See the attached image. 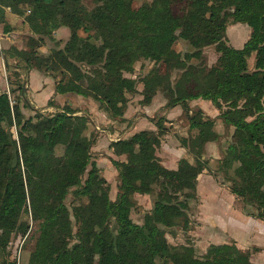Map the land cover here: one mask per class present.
<instances>
[{
  "label": "trees",
  "instance_id": "trees-1",
  "mask_svg": "<svg viewBox=\"0 0 264 264\" xmlns=\"http://www.w3.org/2000/svg\"><path fill=\"white\" fill-rule=\"evenodd\" d=\"M135 1L96 0L89 10L82 0H0V22L6 23L5 8L30 10L27 22L39 36L5 52L17 61L9 84L19 95L12 105L0 92V264H16L7 247L13 234L29 231L30 213L39 230L29 264H254L234 243L198 255L170 244L167 234L182 224L191 228L198 179L210 169L206 147L220 139L215 120L191 108L199 99L232 128L231 141L222 143L223 178L247 213L264 220V0H152L138 8ZM230 22L251 29L242 48L229 44ZM63 27L71 31L64 43L54 38ZM48 40L56 48L43 55ZM178 41L189 46L184 56L174 51ZM212 46L220 58L209 67L203 54ZM142 61L153 63L142 81L128 77ZM31 70L53 78L57 94L90 98L113 118L125 115L140 84L144 103L163 93L164 108L181 106L189 122L182 145L193 160L181 158L175 169L162 163L161 121L158 132L112 142L115 155L127 158L113 160L119 187L112 198L92 155L98 131L87 115L70 107L24 114L21 71ZM70 195L77 202L72 211ZM137 195L152 197L141 222L133 217Z\"/></svg>",
  "mask_w": 264,
  "mask_h": 264
},
{
  "label": "crops",
  "instance_id": "crops-1",
  "mask_svg": "<svg viewBox=\"0 0 264 264\" xmlns=\"http://www.w3.org/2000/svg\"><path fill=\"white\" fill-rule=\"evenodd\" d=\"M93 1L96 2V0ZM82 5L90 10L86 0H82ZM4 13L6 23L0 22V92L10 91L11 98L15 100L19 93H11L9 76L12 74V68L17 61L7 58L5 52L11 47L22 50L26 48L30 37L38 39L39 36L32 31L27 22L30 10H27L24 15H20L14 13L10 8H5ZM5 24L8 26V30L5 29ZM236 25H234L236 29L233 28L231 36L228 27V38L230 40L231 37L234 40L233 46L242 48L251 36V29L244 24ZM70 34V29L63 27L55 32L54 38L56 41L64 43L69 39ZM243 37H245L244 42H242ZM55 48L56 42L48 40L39 50L43 55H48ZM8 64L11 67L10 70L7 68ZM21 78L24 81L21 98L25 115L31 116L35 110L55 113L64 106H69L76 110L78 115H87L95 126L100 123L103 125V122L104 125H110L108 130L104 127L106 130L103 133L98 132V139L92 151L100 157L95 159L98 166H106L111 174H114L115 171V175H118L113 160L127 161L126 156L115 155L112 142H116V138L129 139L134 134L144 130L158 132L160 121L165 128V134L162 136V147L158 151L162 163L168 168L175 169L181 158L193 160L188 149L182 145V139L191 133L189 122L187 121L185 128L178 130L179 134H175L177 132H174L170 126H175V129L179 128L178 123L182 122L184 115L183 109L181 106L170 109L164 108L167 99L163 93L159 92L151 102L144 103V96L141 94L143 85L140 84V93L131 101L125 115L120 118L110 116L105 122L102 119L106 118L107 112L101 108V104L73 93L57 94L56 81L44 73L38 70L21 71ZM190 106L193 110L201 109L205 115H209L211 118H216L219 115V110L209 101L199 99L190 102ZM218 122L224 126L221 119L215 121V124ZM228 130L232 131V128ZM217 142H215L216 144L209 143L206 147L207 151L216 152L213 155L207 152L209 162L221 159L223 156L222 143L224 141L221 144H217ZM101 156L105 157L101 158ZM238 201L237 195L232 193L225 184H221L213 175V171L211 172L210 169L204 171L198 179L197 221L193 229L196 232H202L201 240L198 239L197 245L203 254L207 252L210 245L235 242L238 248L249 249L254 264H264V220L249 215L239 208Z\"/></svg>",
  "mask_w": 264,
  "mask_h": 264
},
{
  "label": "rangeland",
  "instance_id": "rangeland-1",
  "mask_svg": "<svg viewBox=\"0 0 264 264\" xmlns=\"http://www.w3.org/2000/svg\"><path fill=\"white\" fill-rule=\"evenodd\" d=\"M151 1L152 0H136L135 1V7L138 8L143 3H147V2H151ZM86 3L88 4L90 9H92V10L97 6L96 2L93 0H86ZM228 27L230 29V36H231V34L233 32V28H235V26L233 25L232 22H230ZM244 40H245V37H243L242 42H244ZM229 42H230L229 43L230 45L234 44V40L231 37H230ZM235 47H238V46L235 45ZM173 48H174V51L177 52L178 54H180L181 56H184L188 51H190L188 44H186L182 41H178L177 43H175ZM203 57H204L205 61L207 62V64L209 65V67L219 65L220 54L216 52L215 47L212 46V47L205 48ZM192 62L193 63H199L200 60L193 59ZM253 65H254V62L250 60V67L252 68ZM152 67H153V63L150 61L139 62L136 65L135 72L133 74H127V76L130 78H134V75H136V78H134V79H137L138 81H142V79L148 74V72L150 71V69ZM64 107H69V106H64ZM105 116H106V118H103L102 121L106 122V121H108V118H110V115L107 113V114H105ZM204 116H205V118H211V117H209V115H205V113H204ZM211 119H213L215 121H219V115L216 118L213 117ZM187 121L188 120L183 115L182 122L178 121L179 122L178 123L179 128L175 129V126H172V127L170 126V128H172L174 132H177V133H175L177 135V134H179L178 130L186 127L185 124H187ZM96 126H97L96 127L97 131L99 133H103L104 130H106L105 128H107V130H108L110 125L109 124L104 125V122H103V125H102V123H100L99 125H96ZM214 129L220 134V137H222L221 139H219L218 142L216 141L217 144H221L224 141V143L228 145V143L231 141L232 131L231 130L229 131L228 129H226L220 122H218L214 125ZM12 132L14 133L15 137H17V130L15 127L12 128ZM116 139H118V138H116ZM207 152H208V154H212V155L214 153H216V152H214V151L212 152L210 150ZM92 155H93V158L96 160L100 158L97 154H94L93 151H92ZM105 155H107V154H105ZM107 156H109V155H107ZM104 157L101 156V158H104ZM115 161L121 162L120 160H115ZM219 162H220V159L210 161L209 162V168L211 171H213V175H215L217 180L221 184H223V185L225 184L227 186V188L230 189V184L226 181V179L223 178L224 173L219 170V166H220ZM97 164H98V162H97ZM100 170H101L102 176H104V177L107 176V179H109V182L111 183L110 185L112 187V191H111L110 196L112 198H116L117 189L119 187L118 175H115V171H114V174L113 173L111 174V172L109 170H107V167L104 165H101ZM135 198H136L137 206L134 208L133 217L135 218V220L137 222H141L143 219L142 214H144L145 212H148L149 208L152 207V197L151 196L137 195ZM76 203L77 202H76L75 198L72 195H70L68 197L67 204L70 207L71 211H72L73 206ZM238 207L243 209L244 211H246V205L241 198H239ZM196 211H197V202H193L192 209L190 210V214H189L190 222H192L191 228L184 229L185 226L182 224L179 227H174L172 229H169L168 234H167V238H168V241L170 242V244H172L173 246L185 245L188 248H193L195 250L196 254L201 255V253L203 251L201 250L200 247H198L197 241L201 240L200 237L202 236L201 235L202 232H196L193 230L195 227L196 221H197ZM28 219L30 222L29 231L24 235L18 234V233L13 234L11 241L7 247V254H8L9 260L12 262H15L16 264H29L31 254H32V252L35 248L36 242H37L39 225L37 222L34 221V218H33L31 213L29 214ZM189 226H190V224H189ZM232 243L235 244V242H232ZM229 244H231V243H229ZM210 246H212V245H210ZM242 251L250 252L249 249L242 250Z\"/></svg>",
  "mask_w": 264,
  "mask_h": 264
},
{
  "label": "built area",
  "instance_id": "built-area-1",
  "mask_svg": "<svg viewBox=\"0 0 264 264\" xmlns=\"http://www.w3.org/2000/svg\"><path fill=\"white\" fill-rule=\"evenodd\" d=\"M9 94L10 100H11V104L14 105L15 104V100L13 98H11L10 96V91L7 92ZM99 129V128H98ZM121 138L116 139V141H119Z\"/></svg>",
  "mask_w": 264,
  "mask_h": 264
}]
</instances>
